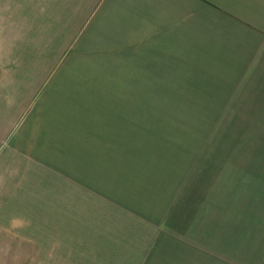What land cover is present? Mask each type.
<instances>
[{
	"label": "crops",
	"instance_id": "crops-1",
	"mask_svg": "<svg viewBox=\"0 0 264 264\" xmlns=\"http://www.w3.org/2000/svg\"><path fill=\"white\" fill-rule=\"evenodd\" d=\"M4 5L0 244L37 249L33 264H264L247 235L211 223L202 197L163 208L87 170L107 168L130 137L161 133L130 73H185L186 86L218 91L220 113L264 119V0Z\"/></svg>",
	"mask_w": 264,
	"mask_h": 264
},
{
	"label": "rangeland",
	"instance_id": "rangeland-1",
	"mask_svg": "<svg viewBox=\"0 0 264 264\" xmlns=\"http://www.w3.org/2000/svg\"><path fill=\"white\" fill-rule=\"evenodd\" d=\"M15 2L18 7L29 5V0H0L4 6ZM184 75L153 70L130 73L131 82L146 83L138 89L146 95L145 112L160 115L161 133L130 137L122 152H108L107 168L87 170L112 174L114 192L156 196L149 201L163 208L176 204L182 194H193L198 205L202 197L212 224L218 221L227 234L236 230L240 239L247 235L258 255L264 256V119L253 120L248 111L220 113L224 106L218 103V91L186 86L190 82ZM34 186L32 191L40 188ZM90 186L83 183L82 190ZM26 248L1 243L0 264H33L29 255L37 249Z\"/></svg>",
	"mask_w": 264,
	"mask_h": 264
}]
</instances>
